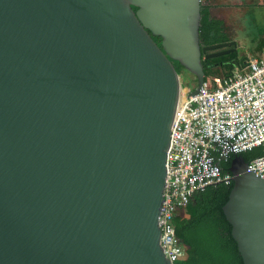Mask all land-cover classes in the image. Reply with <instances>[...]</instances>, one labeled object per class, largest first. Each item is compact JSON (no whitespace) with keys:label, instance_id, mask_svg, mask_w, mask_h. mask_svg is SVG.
<instances>
[{"label":"water","instance_id":"water-1","mask_svg":"<svg viewBox=\"0 0 264 264\" xmlns=\"http://www.w3.org/2000/svg\"><path fill=\"white\" fill-rule=\"evenodd\" d=\"M201 10L0 0V264H173L158 226L171 130L203 59L236 51L202 47ZM229 171L224 215L243 263L264 264V177L243 156Z\"/></svg>","mask_w":264,"mask_h":264},{"label":"built area","instance_id":"built-area-1","mask_svg":"<svg viewBox=\"0 0 264 264\" xmlns=\"http://www.w3.org/2000/svg\"><path fill=\"white\" fill-rule=\"evenodd\" d=\"M244 65L227 78H206L174 121L158 219L160 245L173 264L187 255L174 225L179 211L197 192L233 183L223 165L243 153L264 150V56L248 58ZM248 166L264 177V154Z\"/></svg>","mask_w":264,"mask_h":264},{"label":"trees","instance_id":"trees-1","mask_svg":"<svg viewBox=\"0 0 264 264\" xmlns=\"http://www.w3.org/2000/svg\"><path fill=\"white\" fill-rule=\"evenodd\" d=\"M134 9L136 10L135 7ZM214 9L212 0H205L202 3L200 27L202 47L230 41L224 19L215 14ZM153 38L161 45L159 37ZM247 60V57H243L236 50L223 56L203 59L202 64L206 78L211 76L227 78L236 70L244 68ZM173 63L178 73L184 69L178 62ZM263 154V148H257L241 156L249 163ZM230 164L231 162L223 165L225 172L229 170ZM232 186L233 183L209 186L197 192L190 203L179 211L174 219V225L176 235L185 247L187 255L185 259L175 264H244L232 236V226L223 212Z\"/></svg>","mask_w":264,"mask_h":264},{"label":"rangeland","instance_id":"rangeland-1","mask_svg":"<svg viewBox=\"0 0 264 264\" xmlns=\"http://www.w3.org/2000/svg\"><path fill=\"white\" fill-rule=\"evenodd\" d=\"M221 3V0H220ZM263 14L260 15V14ZM225 16H227V22L229 26L234 29L238 28V24L240 26L242 22L241 11L234 10V8H229L225 10ZM261 17H264V6L261 9H253L251 8V12L248 13V15H244V25L241 24V27L239 29V35H237V47L240 55H243V57L251 58L247 56V53H249V50L254 48L255 38L258 40L259 35L258 33H261L262 39H264V22L261 21ZM254 20V23H253ZM183 73H186L189 76H192L190 73H188L186 70H180Z\"/></svg>","mask_w":264,"mask_h":264},{"label":"crops","instance_id":"crops-1","mask_svg":"<svg viewBox=\"0 0 264 264\" xmlns=\"http://www.w3.org/2000/svg\"><path fill=\"white\" fill-rule=\"evenodd\" d=\"M212 3L215 6L214 13L224 19L226 31L230 36V41L226 43H233L232 46H234L235 49L238 44L236 37L237 35H239V29L241 27V24L244 25V21H243L244 15L245 14L248 15V13L251 12V8L261 9L264 6V0H221V3H220V0H212ZM229 8H234V10L241 11L240 17L242 18V22L240 26L238 24L237 29H234V28L231 29V27L229 26L227 22V16H225V10ZM260 15L263 16L262 13ZM262 20L264 22V17H261V21ZM253 23H254V20H253ZM258 35H259V39L257 40L255 38V41H253L254 43L253 50L250 49L249 53H247V56L251 58H261L264 56V39H262L261 33H258ZM226 43H221V44H226ZM232 46L229 48H234ZM211 77H215V76H211Z\"/></svg>","mask_w":264,"mask_h":264},{"label":"clouds","instance_id":"clouds-1","mask_svg":"<svg viewBox=\"0 0 264 264\" xmlns=\"http://www.w3.org/2000/svg\"><path fill=\"white\" fill-rule=\"evenodd\" d=\"M225 49L228 50V49H232V48H229V47H228V48H225ZM215 77H220V76H215ZM205 79H206V77H205Z\"/></svg>","mask_w":264,"mask_h":264}]
</instances>
